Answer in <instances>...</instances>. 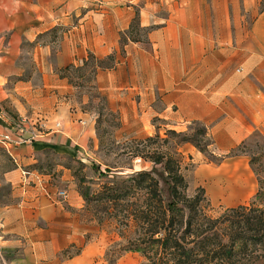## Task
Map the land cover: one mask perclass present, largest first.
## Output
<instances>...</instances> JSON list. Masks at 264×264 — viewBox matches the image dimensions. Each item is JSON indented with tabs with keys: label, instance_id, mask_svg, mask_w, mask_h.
<instances>
[{
	"label": "crops",
	"instance_id": "0c3cea01",
	"mask_svg": "<svg viewBox=\"0 0 264 264\" xmlns=\"http://www.w3.org/2000/svg\"><path fill=\"white\" fill-rule=\"evenodd\" d=\"M136 1H142L140 27H155L146 42L125 43L113 68L119 75L125 71L126 87L140 94V117L148 121L154 100L160 98L166 121L200 123L217 150L233 148L264 119L260 0ZM73 9L71 0H0V136L11 138L0 140V188L9 191L8 202L0 204V264H96L101 252L80 232L78 213L84 201L73 180L58 179L67 185V199L57 202L54 193L65 189L42 173V151L68 155L79 139V126L60 99L69 85L58 72L69 61L82 59L75 57L73 31L54 58L51 46L40 38L48 30V17L67 16ZM246 15L253 16L248 26L240 22ZM117 43L118 34L97 46L106 56ZM19 119L26 121L24 137L44 124L43 137L15 143L14 121ZM53 119L60 120L58 128L51 125ZM226 177L222 172L208 176L219 197L240 193ZM74 246L79 251L65 257L63 252Z\"/></svg>",
	"mask_w": 264,
	"mask_h": 264
},
{
	"label": "rangeland",
	"instance_id": "374dc122",
	"mask_svg": "<svg viewBox=\"0 0 264 264\" xmlns=\"http://www.w3.org/2000/svg\"><path fill=\"white\" fill-rule=\"evenodd\" d=\"M140 5L142 1L136 0H78V2L71 0V6L75 9L67 16L48 17L46 24L48 30L42 33L41 41L51 46L54 58L60 50V43L64 41L65 35L69 34L70 37L68 32L73 31L72 46L79 54L75 56L76 58L83 59L89 53L102 58L105 57L102 55L104 48H98L97 43L104 39H113L114 35L118 34L117 47L109 49V53L115 54L116 60L120 56L123 57L121 41L126 35L122 33H128L131 29L130 37L137 39L128 40L126 43L146 42L148 33L155 27V25L140 27L137 15ZM88 8L92 9V12H87ZM257 8L258 11L261 10L260 1ZM135 16L137 23L133 22L132 27L131 23ZM252 19V15H246L240 18V22L248 26ZM239 56L240 54L236 55ZM68 58L70 55H65L64 59ZM82 59L67 63L81 64ZM118 62L119 60L114 68H117ZM91 67L92 63H89L79 71L74 69L64 71L61 68L58 70L60 77L61 74L67 76L62 78L69 86L63 88L60 99L74 118L73 121L79 126L76 136L79 139L71 146L68 144L72 149V153L68 155L53 150L42 151V173H49L57 184L62 176L64 180H73L78 193L86 192L92 198L87 202L83 200V208L79 211L78 218L84 241L95 242L101 250L94 258L96 264H111L122 246L126 244V238L130 234L129 230L122 226L119 211L112 210L107 202L95 198L101 196L97 194L113 177L119 178L132 171L149 169V162L132 158L137 140L153 137L157 133L161 140H166L165 144L160 143L163 144L162 150L177 157L181 173L188 185L187 194L193 196L198 187L203 188L206 211L210 215L217 216L224 208L247 203L254 196L257 191V181L249 161L252 155L264 159L262 156L264 155V119L255 124L240 143L225 152L217 150L207 129L205 140L202 137L198 139L202 145L206 142L211 144L204 152H200L190 143H179L181 137L168 133L169 130H173L191 136L201 125L200 123L166 121L160 115L162 108L160 98L154 100L151 107L154 112L149 114L148 121L143 120L137 108L141 96L126 87L125 83L128 79L125 71L119 75L118 71L111 67L112 69L98 70L93 75ZM127 74L130 77L134 75L128 71ZM69 79L72 84L69 83ZM119 80L122 85L119 84ZM172 109L174 110L175 107ZM58 121L60 120L53 119L51 125ZM262 170L264 171V168ZM212 172H222L227 176L225 179L240 189V193H226L219 197L221 194L218 193L216 182L208 178ZM223 184L227 182L223 181ZM60 187L65 191L67 189V185L63 183ZM230 196L232 197L229 198ZM4 202H8L5 193L0 197V204ZM79 248L74 246L65 250L63 254L65 257L73 255L79 251ZM121 254L115 264L143 263L138 253Z\"/></svg>",
	"mask_w": 264,
	"mask_h": 264
},
{
	"label": "trees",
	"instance_id": "16d2710c",
	"mask_svg": "<svg viewBox=\"0 0 264 264\" xmlns=\"http://www.w3.org/2000/svg\"><path fill=\"white\" fill-rule=\"evenodd\" d=\"M260 3L263 10L264 0ZM133 22L137 23L136 16L132 27ZM129 33L131 29L122 33L126 37L121 46L128 40H137ZM114 62V53L102 58L89 53L81 64H67L61 69L79 71L92 63L95 75L98 70L113 67ZM69 83L72 84L70 79ZM168 133L181 137L179 143H190L200 152L211 144L202 145L198 139L205 140L207 136L203 125L191 136L173 130ZM161 142L165 144L166 140H161L158 133L135 141L132 158L149 162V169L113 177L97 194L101 196L95 198L118 210L122 226L130 232L120 252L140 254L142 264H264V159L252 155L249 161L257 181L254 196L247 203L224 208L213 216L206 211L203 188L198 187L193 196L187 194L179 161L175 154L162 150ZM3 193L8 195L6 187L0 188V197ZM79 194L86 202L92 200L86 192ZM120 252L111 264L121 257Z\"/></svg>",
	"mask_w": 264,
	"mask_h": 264
},
{
	"label": "built area",
	"instance_id": "2783aa9c",
	"mask_svg": "<svg viewBox=\"0 0 264 264\" xmlns=\"http://www.w3.org/2000/svg\"><path fill=\"white\" fill-rule=\"evenodd\" d=\"M2 115H0L1 117ZM4 116V115H3ZM25 124L26 121L19 119V120H15L14 121V130L16 132L15 136V143H25V142H32L34 140H39L41 137H43V131H44V124H36V126H34L36 129L33 131H29L28 136L24 137V133H25ZM56 128L59 127V124L56 123L54 124ZM0 140L5 141V142H11V138L9 135H3L0 136ZM24 175H26V172H23ZM53 199L57 202H61L67 199V192L65 190H57L54 193V197Z\"/></svg>",
	"mask_w": 264,
	"mask_h": 264
}]
</instances>
